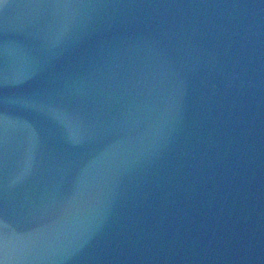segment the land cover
Here are the masks:
<instances>
[{
	"label": "water",
	"instance_id": "95a60500",
	"mask_svg": "<svg viewBox=\"0 0 264 264\" xmlns=\"http://www.w3.org/2000/svg\"><path fill=\"white\" fill-rule=\"evenodd\" d=\"M0 264H264V0H0Z\"/></svg>",
	"mask_w": 264,
	"mask_h": 264
}]
</instances>
